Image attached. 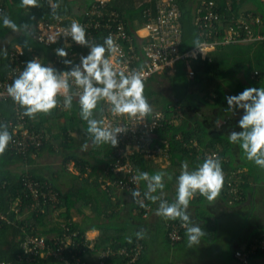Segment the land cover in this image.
<instances>
[{
  "label": "trees",
  "instance_id": "1",
  "mask_svg": "<svg viewBox=\"0 0 264 264\" xmlns=\"http://www.w3.org/2000/svg\"><path fill=\"white\" fill-rule=\"evenodd\" d=\"M92 1L36 0L33 5H24L22 0H0L3 7V11L0 12V39L12 31H19L9 40L5 49H0V77L2 78L9 69L8 52L14 44L23 48L28 61H31L32 53H36L40 56V63L49 66L53 56L64 50V45L62 42L50 46L34 42L27 32V27L38 21L54 22L57 19H61L64 26L70 27L73 17L79 23L89 21L91 17L88 16V11ZM156 1L108 0L105 11L117 13L125 31L134 34L135 28L142 26L146 20L143 11L150 8L151 14H154ZM176 1L181 11V41L178 48L180 52H184L197 45L204 37L199 35L194 24L195 6L198 3L193 6L191 0ZM245 2L254 3L260 13L259 23L251 24V27L254 35H263L262 39L247 43L217 44L204 58L199 55L191 60L192 77H188L184 61L178 60L171 73L165 71L143 81L144 95L152 110L161 111L163 114L162 126L154 131L156 133L154 145L160 147L163 151L161 154L164 155L158 154L156 158H162L165 163L168 161V164L159 167L155 166L152 158L147 159L139 153L129 155L136 177L143 172L149 177V180H138L143 196L142 202L133 195L135 191L119 188L115 183L116 179L123 176V172H116L110 166L111 161L118 157L114 145L107 142L109 147L99 156L98 153H94L95 148L89 149L86 156L77 152V149L83 148L89 140L93 141L92 134L88 132L87 121L80 115L79 96L71 95L70 108L64 106L65 97L58 96L54 108L48 112H37L33 117L26 115L25 106L18 102L0 99V114L5 118L13 117L14 105L17 103L18 108L25 114L27 125L47 133V137L38 147H29L24 153H16L8 145L0 153V214L3 217H0V264H61L52 257H38L30 261L18 260L20 239L28 232L44 235L52 244L54 239H61L64 232L73 234V244H67L64 256L71 262L78 257L87 264H91L88 257L93 253L98 254V251L108 248L114 251L125 248L126 253L116 252L114 255L101 258L105 263L123 264L128 257V249L139 241L142 244V252L132 264H141L145 240L139 236L137 224L144 220L152 208H160L161 202L167 204L176 202L177 178L181 171L185 170L182 167L184 164L188 166L187 171H194L206 159L205 152H215L222 157L220 159L222 171L229 175L237 170L233 165V157L238 145L230 143L228 137L232 132H240L243 129L238 123L241 117L232 115L236 108L235 106L229 108L226 97L235 95L246 87H264V2L218 0L217 6L226 19L219 24L221 29L218 34L212 35L214 39L220 40L228 25L227 17L231 13L236 15L238 5ZM226 3L230 5V10H226ZM5 17L11 19L17 27L12 29L4 25L2 21ZM105 24L114 25V21L106 13L98 26L94 25L91 30L95 37L92 47L100 45L99 38L104 31L109 32ZM69 48L79 53L83 50L78 45ZM82 59L83 57L75 60L63 58L60 62L62 66L59 68L54 66L53 69L60 73L70 68H80ZM80 69L83 72V68ZM157 77L167 79L170 94H165L154 86L153 82ZM93 84L96 85V82L93 81ZM71 90L73 89L70 88ZM102 101L103 99L97 101L91 119L100 121ZM205 108L210 110L209 114L203 111ZM45 153L61 154L59 169L56 170L52 166L45 169L44 166L45 170L42 171L39 158ZM70 161L78 170L77 173L68 169ZM248 171L250 172L249 168ZM157 173L162 174L163 187L157 188L155 192H149L150 178ZM239 174L242 179L238 181L239 188L243 189L246 174L244 172ZM24 177L38 182L45 190H47L45 184H48L52 191L57 192V200L39 207H31L30 204L35 201L23 186ZM65 177L68 181L67 187L63 189L59 180L65 181ZM229 189L225 178L220 192L224 195L225 202L231 206L241 200L243 190L240 195L229 199L230 196L226 195ZM153 196L156 197L155 200L151 199ZM194 196L189 203L205 198L199 192ZM85 206L90 208L89 213H84ZM73 210L81 213L80 220L73 219ZM198 218L202 221L200 228L202 237L207 241H213L217 234L216 222L205 211L199 213ZM162 223L165 244L168 247L182 244L187 222L179 217L172 219L163 216ZM181 223L184 225L178 231L180 238L171 241L169 238L171 226ZM93 229H97L99 233L94 240H90L86 237V231ZM255 237L257 239L264 237V229L255 231L243 247L247 248ZM56 243L55 247L59 246L60 241ZM89 244H92L91 248L88 247ZM243 247L230 253L235 264H238L235 252L242 250ZM256 257H264V249L250 254L247 264Z\"/></svg>",
  "mask_w": 264,
  "mask_h": 264
},
{
  "label": "built area",
  "instance_id": "2",
  "mask_svg": "<svg viewBox=\"0 0 264 264\" xmlns=\"http://www.w3.org/2000/svg\"><path fill=\"white\" fill-rule=\"evenodd\" d=\"M107 2L108 0H93L88 11V16L91 19L80 23L85 29V40L87 41L85 44L75 42L71 38L70 27L64 26L61 23V19H57L54 22L38 21L27 27V32L34 42L42 43L46 46L58 42H62L64 45V50L62 51L66 55H54L52 62L47 67L52 66L53 68L56 66L59 68L62 66L60 62L63 58L75 60L80 57L84 58L90 54L92 45L95 42V37L91 30L94 25L98 26L99 21L103 20L104 13L108 14V17L114 21L113 26L105 24L109 28V32L104 31V34L99 38V44L105 47L104 58L109 61L113 70L118 74L122 72L128 75L135 71L140 75L142 81H146L151 76L159 75L165 71L167 73L172 72L178 60L184 61L188 77H192L193 73L190 68L191 60L196 59L199 55L204 58L217 44L225 45L234 42H249L263 38L260 34L254 35L251 27V24L255 25L259 23V16L254 17L250 23H247L231 13L227 17L228 25L224 29L221 39H214L212 37L213 33L218 34L221 29L219 24L226 17L219 10L214 0H201L195 6L194 24L199 31V35L204 38L191 49L180 52L178 45L181 41V11L176 0H157L154 5V14H151L150 8L143 11L146 17V20L142 24V28L145 31L144 35H139L135 31L134 34H128L118 14L114 11H105ZM226 6V10L231 9L228 3H226ZM2 11L3 7L0 4V12ZM108 36L113 38L116 45L114 51L109 50L108 46L104 44V40ZM50 37H54V39H50ZM75 45L83 48L81 53L69 48ZM31 56V61L36 60L40 62L39 55L32 53ZM29 62L24 56L23 48L18 44H14L8 52L9 69L2 78L0 77V99L13 100L7 92V88L22 73ZM81 67L82 64L80 65ZM73 69L75 68H70L68 71L63 70L60 73L70 72ZM68 79L70 84L69 94L80 96L83 91L82 87L75 84L74 78L69 77ZM117 79H119V75H117ZM94 86L102 85L96 83ZM70 88L73 90L70 91ZM58 96L65 97L59 93L56 97ZM101 107L100 127H107L109 130L117 127L122 129V131L116 133L117 143L114 145L118 157L113 159L110 164L116 172H123V176L116 179L115 183L119 188L133 190L138 193L136 197L139 202H142L143 196L140 193L138 180L135 179L136 175L128 157L133 153H139L147 159H155L158 154L163 152L160 147L154 145V139L156 138L154 131L162 126L163 114L161 111L156 110H152L143 117H140L139 114L134 117H129L128 114H114L112 112L111 102L106 99H103ZM14 110L13 117L8 119L0 114V131H8L11 138L7 145L10 149L16 153H24L29 147H38L43 139L47 137V133L43 130H36L32 126H28L25 114L18 108L17 103L14 105ZM213 153L205 152L204 156L207 159ZM215 154L219 160L222 159L217 153ZM222 172L224 180L226 178V184L230 188L227 194L230 196L229 199H232L238 193L235 184L236 181L232 173L227 175L224 171ZM23 186L30 192L35 201L30 204L31 207H39L40 205H45L47 202L57 200V192L52 191L48 184H45L47 188L45 190L38 182L24 177ZM0 217L3 218L1 214ZM183 225L181 223L171 226L169 232L171 241L180 238L178 231ZM72 235L64 232L62 238L54 239L52 244L49 240H46L44 235H38L33 232L25 233L19 242L20 252L17 254V258L18 260L30 261L38 257H52L56 258L61 264H87L86 262L80 261L78 257L75 258L74 262H71V260L64 256V249L67 244H73ZM57 241H60V243L59 246L55 247L54 244ZM88 247L91 248L92 244H89ZM263 249L264 237L261 239L253 238L247 248L243 247L242 250H236L235 257L238 264H247L250 254ZM69 252H71V249H69ZM116 252L120 254L126 253V249L122 248L114 251L108 248L98 251V257L101 260L102 257L114 255ZM141 252L142 244L136 241L133 247L128 249V257L124 260L123 264L134 263L141 255Z\"/></svg>",
  "mask_w": 264,
  "mask_h": 264
},
{
  "label": "clouds",
  "instance_id": "3",
  "mask_svg": "<svg viewBox=\"0 0 264 264\" xmlns=\"http://www.w3.org/2000/svg\"><path fill=\"white\" fill-rule=\"evenodd\" d=\"M22 3L33 5L36 0H22ZM2 22L9 28L17 27L7 17ZM70 35L75 42L87 43L85 29L78 21L71 23ZM104 44L109 50L116 49L111 36L105 38ZM104 52L103 45L92 47L90 54L81 61L83 72L80 68H75L70 72L57 73L53 68L43 66L39 61H30L22 73L8 86L7 92L14 101L25 106L26 115L33 117L37 112H48L54 108L57 105L58 93L65 96L64 106L71 107L72 96L69 94L68 78L72 77L75 84L83 89L79 96L80 115L87 121L88 132L92 134L93 142L96 144L109 142L116 145V133L122 129L117 127L109 130L107 127H100V121L90 118L97 101L106 99L111 102L114 114H128L129 117L137 114L143 117L151 112L152 108L144 95V83L140 75L135 71L128 75L122 72L118 74L104 58ZM59 54L66 55L62 50ZM93 81L102 86H94ZM226 103L230 109L235 106L243 110V115L238 122L243 130L232 132L228 137L229 142H240L247 158L264 167V87H246L235 95L227 96ZM10 138L8 131H0V153L4 151ZM182 167L185 170L181 171L177 178L176 202L171 204L161 202L158 214L172 219L179 217L187 222L188 216L184 209L188 206L190 199L197 192L208 200L214 199L223 186L224 176L220 160L215 153L205 159L194 171H187V164ZM135 179L149 180V177L146 172H143ZM161 179V173L150 178L149 192H155L157 188L163 187ZM133 195L138 193L133 192ZM151 199L155 200L156 197L153 196ZM201 235L202 231L199 227H187V240L190 246L198 243Z\"/></svg>",
  "mask_w": 264,
  "mask_h": 264
},
{
  "label": "crops",
  "instance_id": "4",
  "mask_svg": "<svg viewBox=\"0 0 264 264\" xmlns=\"http://www.w3.org/2000/svg\"><path fill=\"white\" fill-rule=\"evenodd\" d=\"M199 1L200 0H191L193 6L199 3ZM214 1L219 6L218 0H214ZM260 1L264 2V0H260ZM238 8L239 10L236 12V16L239 17L240 20H244L247 23H250L254 17L260 16V13L257 11L255 4L252 2H245L242 5H238ZM72 19L73 21H76L75 17H73ZM134 31L137 32L139 35L145 34V31L142 28V26L135 28ZM203 111L206 112L204 109ZM241 111L243 114V110ZM71 133L73 134V132ZM88 142H93V141L89 140ZM108 147H109V143L107 142L97 146L95 144L94 148L96 150L94 149V153L96 154L98 153L99 156L103 154ZM236 147L237 148L234 152V157H233L234 159L233 165L237 168V170L232 174L236 181L235 184L238 189L237 194L240 195L241 190H243V195L241 200L238 203L230 206L225 202L224 195H222V193L219 192V194L212 200H208L206 198H204L203 200L199 199L196 202L189 203L188 206L184 209L185 213L188 216L187 227L197 226L201 228L202 221L201 219L198 218V214L203 213L205 211L206 214L211 219H214V221L216 222L217 232L219 231V227L221 226L223 220H225V216L229 217L238 214L245 215V221H244L245 226L244 227L241 226L239 227V229H237L236 231L238 233L237 240L231 243V252L234 249L243 247L245 243L249 240V237H251V235L255 231L264 229V184L263 183L261 184L259 182V177L256 175L255 170L249 163L246 162V160L243 159V156L239 157L238 155L239 149L238 146ZM91 148H93V146ZM77 152H79V149H77ZM163 160L164 159L162 158H155L153 159V163L155 164V166L165 167L168 164V161L167 163L162 164L161 162ZM39 165L42 171L45 170L47 166H50V164L49 165L39 164ZM44 166L45 169H43ZM59 167L55 169L57 170L59 169ZM248 168L250 172L248 171ZM70 171L74 173L78 172V170L75 171L70 170ZM239 172H244L246 174L244 180L245 183L243 182L244 183L243 189L239 188L238 181L242 180ZM64 180L65 181H62L61 179L59 180V182L61 183L60 186L63 189L67 187L66 185L68 178L65 177ZM161 182H163V179H161ZM226 195L228 196V194ZM126 197L128 198L129 196ZM194 198L195 196H193L191 200H193ZM158 209L159 208H152L148 213V215L144 218V220L141 223L137 224L138 234L139 236H142L143 239L145 240V249H144L145 252L141 264H149L152 262L153 257H155V248L157 246L156 243H158L159 245H164V246L166 245L164 242L165 240L163 239L164 237V226L162 223L163 215L158 214ZM83 211L84 213H89L90 208L88 206H85L83 208ZM72 215L74 220H80L81 218V213L75 210H73ZM157 230L160 231V233H157ZM98 233L99 231L97 229L87 230L86 237L90 240H94L97 237ZM202 235L200 236L198 243H195V245L199 248V251L196 253L195 256L193 257L188 255L181 256L180 254H178L177 259H174L170 264H235V261L233 257H231V254H229L226 258L223 257L219 261L214 255L209 253L210 246L215 247L214 244L217 236L213 241H207L205 238L202 237ZM187 241L188 240H187V229H186L184 241L182 244L179 245V247L185 245ZM201 250H203V253ZM88 258L90 259L91 264H111L110 262L105 263L102 260H100L97 253L91 254ZM250 264H264V257H256L250 262Z\"/></svg>",
  "mask_w": 264,
  "mask_h": 264
},
{
  "label": "rangeland",
  "instance_id": "5",
  "mask_svg": "<svg viewBox=\"0 0 264 264\" xmlns=\"http://www.w3.org/2000/svg\"><path fill=\"white\" fill-rule=\"evenodd\" d=\"M18 31L10 32L8 35H6L4 38L0 39V48L5 49V46L8 44L9 39L17 34ZM171 73V72H170ZM154 86L161 90L165 94H170V89L168 86L167 79L165 77H157L156 81L153 82ZM206 112L209 113L210 111L206 108L204 109ZM242 110V109H241ZM240 109H236L235 112H233L234 116H242V111ZM198 116V115H197ZM74 134V133H73ZM94 142H88L83 148L79 149V152L81 154L83 153L86 156V153L89 151V149L93 146L95 147ZM236 145L239 146V157L243 156V159L246 160L247 163H249L253 169L255 170L256 175L259 177V182L264 184V167H261L260 165H257L253 160H250L247 158L245 151L242 149L240 142H236ZM97 145V144H96ZM61 154L60 153H54L49 154L45 153L43 156L39 158V163L47 164L52 166L53 168H58L61 161ZM162 164H165L164 161L161 162ZM68 169L75 171V167L73 163L70 161L68 163ZM245 221V215H235V216H225V220H223L221 226L219 227V231L216 234V240H215V247L210 246V251L212 255H214L217 260H221L223 257H227L231 252V243L237 240L238 233L236 232L239 227H244ZM157 233H160V231L157 230ZM157 246L155 248V257H153L152 262L149 264H170L174 259H177L178 254L181 256L188 255V256H195L196 253L199 251V248L192 244L191 246L188 244V241L183 246H176V247H168L164 245H159L156 243ZM203 253V250H201Z\"/></svg>",
  "mask_w": 264,
  "mask_h": 264
}]
</instances>
